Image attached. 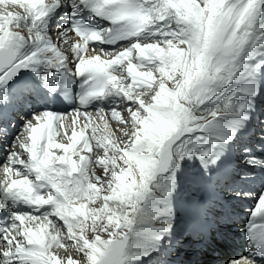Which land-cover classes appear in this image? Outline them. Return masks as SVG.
<instances>
[{"label": "bare ground", "instance_id": "bare-ground-1", "mask_svg": "<svg viewBox=\"0 0 264 264\" xmlns=\"http://www.w3.org/2000/svg\"><path fill=\"white\" fill-rule=\"evenodd\" d=\"M0 13L13 17L22 15V11L19 8L11 10L0 8ZM56 21L57 23L55 25H49L48 31L43 34L31 33L25 28L1 27L0 47L3 45L4 41L11 39L13 36L14 38L22 40L28 46L31 55H36V58H38L37 54L39 56L44 55L48 57L58 55L61 58L59 61L66 60L67 58L80 61V58L74 56L70 47L68 41L71 35L64 27L63 20L58 17ZM168 23V21H164L153 25L134 40L141 42L144 37H149L148 43H151L169 39L170 37L163 36V33L160 34V32L157 31L158 28L161 31L163 29H165L164 31L169 30H166V27H164V25H167ZM171 29H175L174 23L171 24ZM250 31L251 35L246 37V43L240 51L242 57L238 55L232 65V71L234 74L232 75L231 82L218 88L216 94L204 105L198 107L195 104H187L178 95L179 90L176 89L174 81L179 82L183 78L180 71V65H176V71L173 73L171 69H166L165 72H161L160 68L165 66L154 63L153 68H144L138 72L143 81L138 83V86L134 88V93H128V95L135 100V103H133L132 100L127 99L128 96H125L122 99V103L125 104L129 102L131 104L127 108V114L115 112L111 123L106 120L105 116L96 120V124L103 129L104 134L106 133V136L103 137V139H111L109 145L114 146L111 147V149L120 148L119 150L122 152L123 156L127 158L126 165L129 177L131 178V180L129 179L126 182L118 183L121 193H119L117 197H110V200L104 199L108 205L107 207L105 206L106 210H113L115 206V208L124 207L125 203L121 202V198L124 197L126 193L134 192L135 186L143 181L145 167L152 160L153 156L155 161L157 159V156H155L157 149L165 146L169 138L173 136L175 131L182 125H187V119L185 116L187 110H192V120H198L191 124V130H196L197 125L202 123L203 126L200 129H203L205 125L208 126L207 131L187 134L186 138H182L181 141L177 142L183 143V140H190L194 141L199 147L193 149L188 155H182L180 145H175L174 143L173 149H170L169 151V155L172 158L171 163L167 162L169 169L163 170L166 166H163L162 171L161 167L156 168L154 177L149 181V190L154 191L157 188L163 187L159 191L157 199L147 198L149 194H145L144 199H139L137 202L136 214L137 216L144 215V220L143 222H139L138 219V222L133 225L132 232H129L125 250L126 264H146L149 259L156 258L155 253L159 249L164 251L163 255L159 258H164L165 260L159 262V258H157L156 263L158 264H222L228 258L230 260L235 259L234 256L237 251L230 248V243L235 242V240L226 235V231L233 232V230L226 222L222 220L216 221L213 229L216 228L217 237L212 238L211 241H204L200 234H195L196 229L194 222L198 223L199 220L196 218L194 212H198L197 210H199L200 207L198 208L194 204H185L181 202L184 201L185 196L181 192L188 190V181H191V178L183 175V172H181L180 169L183 166L188 165L187 173H190L192 168L196 165L204 168L207 165L210 156L215 161L214 164L210 165V171L213 176H215L214 173H216L221 178L227 177L228 170L231 168H223L220 163L230 164L236 167L235 162L237 160L238 168L242 169L244 167L241 163L247 156L244 154L246 152V147H242V150L237 153L235 152L236 160L233 157H229L228 160L223 161L219 154L220 152L214 150L210 145H215L221 141L212 139L225 136L224 134L226 131L223 127L225 122L233 124L239 117L249 118V113L253 115H258L260 112L263 113L260 106L261 103L264 102V51L260 49V46L263 42L261 33L264 31V6L262 8L260 7L255 24ZM171 39L173 40V43L177 44L179 49H187V46L183 43H179L177 38ZM165 51H167V48H165ZM52 61H54V59H52ZM149 72L152 73V75H145ZM221 75L227 78L228 73L223 72ZM170 76L172 77L170 82L166 81V78ZM12 97H15V95H12ZM15 105L19 106L20 103L16 102ZM162 106H167V115L162 114ZM213 110L217 112V116L212 115ZM52 112L64 115L62 111L54 110ZM40 114L42 113H35L32 117H26V107L20 106V110L14 113V116L16 117L15 119H18L19 123V118H23L22 123L20 125L18 124L19 132L24 130V127L28 122H31L29 128H31L32 131H35L36 121L33 120V117ZM128 115L129 117H132L133 115L134 117L139 116V118L146 119V123L141 124L138 128L134 127V129L135 131L138 129H140L141 132L143 131L145 137H148L151 134L156 135L159 139L163 140L159 146L157 145L158 147L156 146L152 151L151 149L153 146L144 141L141 137H138L137 141L132 143L130 145L131 147L129 146L130 148L124 146V140H127V137L130 136L134 130L119 126L118 123L120 120L129 121ZM134 117L132 118H137ZM64 122L67 125V130L59 128L58 125H56L55 132L52 136V146L50 150L55 153L56 156L65 154L67 147L72 143L71 136L73 132H76L79 137H81L83 136V131L85 129L83 125L78 123V117L76 114L71 116L70 122H68L65 117ZM22 135H27L29 137L28 128L24 130ZM67 135H69V138ZM133 137L134 135L132 138ZM250 137L251 140H254V138H258V135L253 134ZM261 137L264 139V133L261 134ZM233 143L236 144L239 143V141L236 140ZM246 143L250 144L251 142L249 140L246 141ZM56 144L64 145L65 148L61 149L60 147L55 146ZM137 146L143 147L144 151L138 153L135 150ZM87 147L90 148V146ZM262 147H264V144ZM126 148L128 150H126ZM208 148L212 150L210 155H203V152L207 151ZM2 149H4V146L0 141V152H2ZM26 150L27 147L23 146L22 153H25ZM75 151L78 152L75 159L81 165V171L73 174V179L79 181V185H73V187L77 189L76 192L78 193V198L72 201H69L70 198L62 199L58 203L59 208L55 209V214L60 222L73 220V228L80 226L83 227V230H86V225L81 224V219L86 220V218L93 219L95 217L94 214L88 215V211L90 210V205H88L90 203L88 201L89 198H91V194L89 195L86 191H88L89 188L90 190L93 189L92 197H94V201L96 202L100 190L97 188V184L89 179L87 173H99V176L106 175L109 178V183H113L114 179L117 181V178L113 175L114 165L109 166L104 162L100 169L101 171L97 172L98 169L95 167L94 160L91 162V160L88 159L91 164L84 163L83 158H85L87 154L86 152H83L84 150L75 147ZM262 151L264 152V148ZM94 153L95 157L98 156L100 160H102V158L104 159L107 154L110 155L108 159L111 157H117L116 155H111L107 149L104 151L95 149ZM115 165L121 167V164ZM4 166V163L0 166L3 168V170L0 168V173L4 171ZM60 166L61 165L59 164L57 165V167ZM207 167H209V165ZM262 167L264 168V153L262 154L261 160L256 164H253L251 169L260 172V168ZM233 172L234 173L230 175L237 177H241V174H248L241 171L236 172V169L233 170ZM250 173L252 175L254 171ZM6 175L9 177L10 182H14L17 178V176L7 170ZM194 181L201 186L200 179H195ZM174 189L176 190L174 191ZM37 192L38 191H36V193ZM174 195H183L182 200H171V197ZM191 195L193 196V193ZM210 195L213 198V195ZM228 196H232L236 199L241 195L239 192H228L226 197ZM259 196L260 194L253 196L252 201L249 204L244 203L249 207L242 209L238 213V216L243 217L244 215L249 214L255 207ZM194 197L197 198L196 195H194ZM100 200L103 199L100 198ZM68 204L69 206L66 207ZM238 204L239 202L237 201L229 203L230 206ZM68 213H72V215H69ZM3 219L8 221L7 217H3ZM234 225L239 227L240 223H235ZM25 228L28 233H33V237H31L30 240L37 243L36 250L38 254L45 252L46 258L50 264H61L58 256L54 255V253L60 249L52 250L48 248L49 240H53L60 236L56 226L52 228L47 225L45 220L38 219L29 222ZM210 230L211 229H209V231ZM236 231L241 232V228H237ZM236 235V232H234L233 236L235 237ZM97 245L99 247L101 246L99 243H97ZM170 246H172L171 249H173V252L171 253V250L168 249ZM32 255V252L28 253L29 261L31 260ZM240 256L241 255H238L236 258H239ZM69 264H74L72 259L69 261Z\"/></svg>", "mask_w": 264, "mask_h": 264}, {"label": "snow or ice", "instance_id": "snow-or-ice-1", "mask_svg": "<svg viewBox=\"0 0 264 264\" xmlns=\"http://www.w3.org/2000/svg\"><path fill=\"white\" fill-rule=\"evenodd\" d=\"M82 2L91 3V11L95 15L103 17L113 25L120 26L115 34L111 28L97 31L82 26L81 31L88 34L92 42H105L106 34L109 37V43L117 39L137 37L151 26L168 21L169 23L164 27L169 30L161 31L158 28L157 31L160 34L163 33V36L170 37L169 39L151 42L147 45L139 41L133 42L120 54L128 61L126 69L128 80H137L136 74L140 69V65L132 61L133 52H135L136 60H139L141 64L147 61L165 66L160 68L161 72L171 69L174 73L176 65H180L183 78L179 82L174 81L176 89L179 90L178 95L185 103L195 104L198 107L209 101L218 88L231 82L234 74L232 65L246 43V37L251 35L250 30L255 24L260 6L264 5V0H199V2L198 0H82ZM72 15L74 16L75 13ZM172 23L175 24V29H171ZM171 38H177L179 43L187 46V49H179ZM0 59L9 61L0 67V85L13 80L22 69L29 68L26 60H22L18 55L13 58L11 46L7 53L0 52ZM120 62L119 57L112 61H102L97 56L89 59L81 58L80 62L75 64V76L86 77L84 83L91 82L92 85L79 96L81 105L87 104L90 99L104 96L109 91V86L116 92L124 91L123 77L115 76L110 72L111 66L119 65ZM32 70L36 69L32 68ZM223 72L228 73L227 78L221 75ZM145 75H152V73ZM169 78L172 79L171 76ZM128 87L131 88V84ZM125 95L128 96L127 99L135 103L128 93ZM76 112L78 110L72 113ZM161 112L167 115V106H162ZM212 115L217 116V112L213 110ZM67 116L44 111L33 117L36 121L35 131L29 128L31 122L26 123L24 127V130L26 128L29 130V139L34 141L30 151V170L35 172L37 180L41 183V189L47 183L65 196L77 190L73 185H79V181L73 179V174L81 171V165L75 159L78 155L75 147L80 137L76 132L72 133V143L67 147L64 155L56 156L50 149L57 119H60L61 128L67 130L63 119ZM186 119L187 125H182L176 130L175 135L171 136L164 148L160 150L161 161H150L145 167L143 181L135 186L134 192L126 193L121 198V202L128 204L132 212L125 215L121 222L115 224L113 233L107 241H99L98 238L101 245L99 248L91 245L93 264H126L125 249L128 233L132 232L133 225L138 222V219L139 222L144 220V215L137 216L136 214L137 202L139 199H144L148 192L149 181L154 177L156 168L163 166L167 150L173 146L172 141H175V145H180L182 155H188L199 146L190 140H183V143L177 142L187 134L208 130L207 125L203 129L191 130L190 126L193 123L191 109L186 111ZM55 146L65 148L60 144ZM42 148L43 151H41ZM135 150L138 153L144 151L141 146H137ZM203 155H208V152L204 151ZM57 164L61 166L57 167ZM17 186L18 182L15 181L9 184L7 193H12L13 188ZM26 190L28 195L19 191L13 195L25 200L28 205L52 203L54 208H59L56 203L59 197H49L45 200L42 195L36 194L35 185L31 184ZM3 207L4 205H0V208ZM68 214L72 215V213ZM258 214L259 217H264V193L260 194L246 226L249 247L264 253V220L253 222ZM7 228L9 227L0 228V232L3 233L0 236V241H2L0 256L8 260L9 264H21L19 249L23 248V245L15 236L14 227L6 234L2 229ZM5 245L7 248L4 247ZM14 245L18 249L16 258L9 259L12 256ZM24 264H42V254H33L31 260H26ZM229 264H255V261L252 258H240L236 261H229Z\"/></svg>", "mask_w": 264, "mask_h": 264}, {"label": "rangeland", "instance_id": "rangeland-1", "mask_svg": "<svg viewBox=\"0 0 264 264\" xmlns=\"http://www.w3.org/2000/svg\"><path fill=\"white\" fill-rule=\"evenodd\" d=\"M174 79H175V77H174ZM166 81L170 82V78L169 77L166 78ZM263 103L264 102H262L261 105ZM128 117H129V115H128ZM132 117H134V116L132 115ZM132 117H129L128 123L127 122L121 123V122L126 121V120H120V122L118 123L119 126L127 127L130 130H134L132 132L134 137L132 138V136H133L132 134L130 136H128L127 137L128 141L124 140V146L125 147L130 146L132 143L137 141L138 137H141L144 141L150 143L151 146H153V148L151 149L153 151L155 149V147L157 145L159 146V144L163 140L159 139L156 135H151V134L148 137H145L144 132L143 131L141 132L140 129L135 131L134 127L138 128V126H140L141 124L146 123L145 122L146 119L144 120L142 118H139V116L136 119H133ZM131 118H132V120H131ZM192 121L194 123L198 120H192ZM202 126H203V123L200 125H197L196 129L201 128ZM182 138H186V135ZM172 143L174 145L175 141H172ZM233 144L235 146V152L236 153L238 151L242 150V147L239 148V143H236V144L233 143ZM111 147H114V146L111 145ZM163 148H164V146L159 147L157 149V152H155V156H157V159H156L157 162H160L162 159L160 150ZM170 149H173V146H170L167 150L166 158H165L164 164H163V166H166V167H164V169H163V166H162L161 171H162V169L168 170L169 165H167V162L168 163L172 162V158L169 155ZM176 151L179 152L178 150H176ZM109 152L111 153V155H116L117 157L116 158L111 157L110 159H108V157L110 155L107 154V155H105L104 159L102 158L101 163L104 164V162H105L109 166L114 165L113 175H114V177L117 178L116 180L118 182L115 181V179H114V181H113L114 184L109 183V181H108L109 178L106 175L99 176L100 175L99 173H91V172L87 173V175L89 176V179L94 181V183L97 184V188L100 189L99 190V197H98V200L96 202L94 201V197H92L93 196V192H92L93 189L90 190V188H89L87 191V193L89 195L91 194L90 195L91 198H89V201H88L90 203V204H88V205H90L89 206L90 210L88 211V215L94 214L95 217L93 219H90V218H86V220L81 219V224L86 225V230H83V227L76 226L75 228L65 230L64 231L65 234L59 236L60 240H63L62 246L59 247L60 250L56 251L54 253V255L58 256L59 262L61 264H69V261L71 259L73 260L74 264H93V260L91 259L92 255H93L91 245H96L99 248V246L97 245V243H99L98 238H99V241H107L109 239L110 235L113 233V230L115 228V224L119 223V221L121 222L122 218L125 216V214L127 215V214L132 212V210L128 204H125L124 207H121V208H115L116 207L115 206L114 207L115 209L113 208V210H110V209L106 210V207L108 205L106 204L104 199L110 200V197H117V195L119 193H121L120 186L118 185V183L119 182H121V183L126 182L129 179L131 180V178L129 177L127 165H126L127 158L124 157L123 154H121L118 149L117 150L116 149H110ZM93 158H95V157H93ZM95 160L97 161V163H96V169H98L97 172H100L101 171L100 169L102 166V164H100V161H99L100 159L98 158V156H96ZM152 160H154V156L152 157ZM88 164H91V162H89ZM115 164H121V167L116 166ZM0 168L3 170L2 167H0ZM2 175L3 176L5 175V171L0 173V177H2ZM1 183L3 184V182H1ZM162 187L157 188L154 191L148 190V192L146 193V194H149L147 198L157 199V195H158V193ZM100 198L103 200H100ZM91 203L92 204L94 203L93 206ZM99 209H100V211H99ZM121 231H123V229H121ZM128 236H129V233H128ZM171 247L172 246H170L168 248L169 250H171L170 253L173 252V249H171ZM54 250H56V248ZM156 259L157 258H153V259L151 258L147 261L146 264H157Z\"/></svg>", "mask_w": 264, "mask_h": 264}]
</instances>
